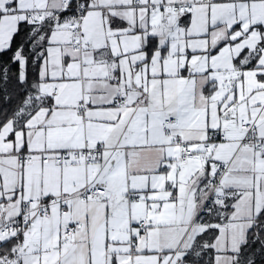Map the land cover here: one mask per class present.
<instances>
[{"label":"snow or ice","instance_id":"snow-or-ice-1","mask_svg":"<svg viewBox=\"0 0 264 264\" xmlns=\"http://www.w3.org/2000/svg\"><path fill=\"white\" fill-rule=\"evenodd\" d=\"M0 264H264V0H0Z\"/></svg>","mask_w":264,"mask_h":264}]
</instances>
